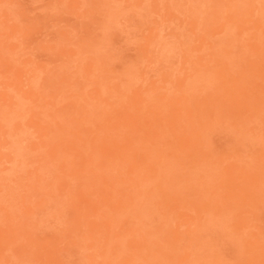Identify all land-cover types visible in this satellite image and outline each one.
I'll return each mask as SVG.
<instances>
[{"label": "rangeland", "instance_id": "rangeland-1", "mask_svg": "<svg viewBox=\"0 0 264 264\" xmlns=\"http://www.w3.org/2000/svg\"><path fill=\"white\" fill-rule=\"evenodd\" d=\"M0 264H264V0H0Z\"/></svg>", "mask_w": 264, "mask_h": 264}]
</instances>
